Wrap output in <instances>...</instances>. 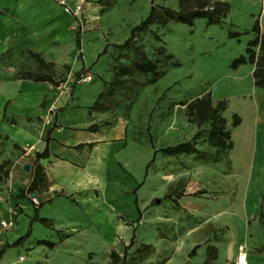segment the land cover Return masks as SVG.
Instances as JSON below:
<instances>
[{"label": "rangeland", "instance_id": "374dc122", "mask_svg": "<svg viewBox=\"0 0 264 264\" xmlns=\"http://www.w3.org/2000/svg\"><path fill=\"white\" fill-rule=\"evenodd\" d=\"M67 1L79 8V14L62 9L59 17L68 16L70 21L60 28L51 19L34 30H19L13 10L0 15V93L9 82L39 70L30 50L53 62L59 83L28 111L21 110L20 91H14L3 117L0 111V195L17 211L9 230L24 219L20 203L30 193L28 178L15 172H25L23 164L35 157L41 133L48 129L38 107L52 104L57 110L64 97L65 106L70 101L89 105L100 91H107L102 101L111 118L106 124L120 133V138L109 141L118 146L99 153L105 156L110 175L89 189L95 208L89 207L92 201L83 199L86 190L74 191L59 197L61 216L48 223L58 226V240L73 248L72 261L66 263L122 264L127 254L129 259L152 264H233L239 263V250L264 260V222L259 218L264 192V114L260 111L245 125L241 107L255 93L264 99V89L253 85L252 65L230 66L245 53L256 20L264 32V0H225L230 7L221 24L208 25L206 19H197L193 26L176 21L153 24L136 31L127 43L132 28L152 5L179 9L178 0ZM230 30L242 35L229 37ZM138 51L157 63L161 76L149 82L151 74L135 73L116 81L120 67L137 59ZM208 91L215 104L226 100L224 115L229 120L233 113L241 117L233 129L234 147L217 163L194 154L161 152L150 162L155 148L181 141H195L199 148L215 151L206 140L209 123L191 122L183 104ZM15 104L16 110L10 111ZM148 163L147 175L134 191ZM117 169L122 178L112 176ZM180 191L188 194L177 197ZM168 192L174 194L172 198L149 205L154 197ZM241 203L244 211L238 209ZM138 206L143 210L140 218ZM133 234L134 242L127 247Z\"/></svg>", "mask_w": 264, "mask_h": 264}, {"label": "crops", "instance_id": "0c3cea01", "mask_svg": "<svg viewBox=\"0 0 264 264\" xmlns=\"http://www.w3.org/2000/svg\"><path fill=\"white\" fill-rule=\"evenodd\" d=\"M62 9V6L53 0H0V15L9 14L8 11L13 10L15 21L18 22L16 28L19 30L22 27L34 30L35 27L41 26L51 19H54V23L60 28L70 21L68 16L59 17ZM52 86L53 84L48 81L36 82L24 78H17L9 82L6 85V90L0 93L2 117L8 110L11 94L14 91H20L17 103L22 106L21 110L28 111L30 106L40 105L43 102ZM65 102H67L66 97L61 101L60 108L57 110H54L52 104L47 107H38V114L45 117L49 114V110L53 109V115L46 123L48 129L45 134L41 133L40 146L37 151L42 152L47 148L48 153L40 158L35 155L31 161L25 162L24 164H28L30 168L29 170L23 168L25 172L22 175L15 172V176L28 178L26 187L30 191L29 199H23L20 203L26 214H22L24 219L18 228L7 230L2 225L3 220L12 218V209L10 202H6L0 195V247L6 243H14L28 233L20 245L5 249L0 258V264H67L72 261L73 248L58 240L56 230L59 228L58 226L54 228L52 225H48L50 219L61 216L57 201L62 195L86 190L83 199L93 202L94 196L89 189L97 182L103 183L110 175L105 156L99 153H104V151L109 153L111 148L118 146L109 142L110 139L120 138L117 129L114 130V126L106 124V120L111 117L104 110L94 109L93 103L80 105L70 101L65 106L63 105ZM16 106L17 104L12 109L10 108V111L16 110ZM91 125H96V130H91L89 128ZM49 129L51 132L47 140ZM78 145L81 146L77 147ZM202 167L210 170L206 165ZM113 175L119 178L123 176L119 169L114 170ZM144 178L145 172L143 181ZM116 180L118 179L116 178ZM137 189L135 188L134 191ZM31 196L38 198V205H33ZM95 204L97 203L93 202V206L89 205V207L95 208ZM136 204L138 205V198ZM138 208L140 207L138 206ZM36 215L46 219V222L36 219ZM56 223L65 222L58 221ZM40 239H46L54 244L53 246L39 244ZM249 258L252 264H264L262 257L250 256Z\"/></svg>", "mask_w": 264, "mask_h": 264}, {"label": "trees", "instance_id": "16d2710c", "mask_svg": "<svg viewBox=\"0 0 264 264\" xmlns=\"http://www.w3.org/2000/svg\"><path fill=\"white\" fill-rule=\"evenodd\" d=\"M178 2L179 9L152 5L149 14L138 25L132 28V35L125 41V43L129 42V40L135 35L136 31L148 30L153 24L166 25L170 21H176L188 26H193L197 19H206L208 25L221 24L227 10L230 7V2L225 0H178ZM251 30L255 34L247 41L245 53L235 57L232 60L230 66L231 68L236 69L244 64L252 65L253 85L264 89V32L261 29L259 20L254 22ZM247 32L248 31H245L244 33ZM241 35L242 32L240 31L230 30L228 32V36L232 38H239ZM77 43L78 45L81 44V39L79 36H77ZM124 44H121L120 46H123ZM138 53L139 55L137 59H135L131 64H123L120 67L118 71V79H116V81L121 80V76L135 73L151 74L152 77L150 78L149 82H155L161 76L162 72L158 69L157 63L154 60L148 58L144 51H138ZM29 54L39 63V70L36 72L29 71L19 78H28L36 82L48 81L53 85L58 86L59 83L56 81L52 71L54 64L52 62L46 61L39 52L29 51ZM167 57L171 58L172 54H168ZM114 86L115 82L110 86V89L113 90ZM106 93L107 91L99 92L98 96L93 102L92 107L94 109H106L105 104L102 101V99L106 96ZM183 104H185L187 116L191 122L197 123L198 125H201L203 122L209 123V127L206 130V140L210 146L216 148L215 151L213 153H209L208 151L199 148L195 141H181L176 144L155 148L150 162L155 159V156L158 152L169 156L194 154L196 156L203 157L206 162H219L223 158L222 154H227L234 147L233 129L241 123V117L237 113H233L231 120H229L228 117L224 115L227 105L226 100L220 99L215 104L210 91ZM96 127V125H91L89 128L91 130H96ZM50 132L51 129L48 130L47 140L49 139ZM79 146L81 145H78L77 147ZM47 153L48 150L45 148L44 151L37 152L36 157L40 158L46 156ZM148 167L149 163L146 165L145 176L147 175ZM142 183L143 180L139 183L136 189L141 186ZM184 194V191H180L176 193V196L182 197ZM173 195L174 194L171 192H168L162 197H155L151 200L150 205H156L165 199H170L173 197ZM135 201L137 203V198ZM138 212L140 218L142 210L138 208ZM35 218L39 219L41 222H46V219L39 218L38 215H36ZM259 218L262 220V222H264V192L261 197ZM27 234L28 233H26L14 243H6L5 245L1 246L0 258L7 247L20 245L27 237ZM133 239L134 234L131 238L130 244L127 247H130L133 244ZM38 243H44L49 246H53L54 244L53 242L46 239H40ZM190 254H195V247L192 249ZM122 264L152 263L144 262L142 260L129 259L127 254H124Z\"/></svg>", "mask_w": 264, "mask_h": 264}, {"label": "bare ground", "instance_id": "6f19581e", "mask_svg": "<svg viewBox=\"0 0 264 264\" xmlns=\"http://www.w3.org/2000/svg\"><path fill=\"white\" fill-rule=\"evenodd\" d=\"M241 107L245 109V120L243 124L247 125L248 122L251 123L252 120L256 119L260 115V111H262V115L264 114V99L260 94L255 93L254 96L251 95L249 101L246 104H242ZM260 107L262 109H260ZM236 157L238 160L240 159V156L238 154H236ZM238 209L239 211H244L245 206L241 203ZM239 233L240 232H238L237 235H239ZM236 259L239 263L242 264H252L250 258L248 257V254L244 250H239L237 252Z\"/></svg>", "mask_w": 264, "mask_h": 264}, {"label": "built area", "instance_id": "2783aa9c", "mask_svg": "<svg viewBox=\"0 0 264 264\" xmlns=\"http://www.w3.org/2000/svg\"><path fill=\"white\" fill-rule=\"evenodd\" d=\"M62 7L63 10L67 13L73 14V15H78L79 14V8L76 10L74 8H72L67 0H56ZM53 109L49 110V114L45 117V121L46 123L49 122L51 116L53 115ZM31 200L34 204L38 205L39 204V200L36 196H31ZM12 214V218L10 220H3L2 221V225L4 226L5 229H9L13 226V220L15 219V217L17 216V211L16 210H12L11 211ZM242 264V263H240Z\"/></svg>", "mask_w": 264, "mask_h": 264}, {"label": "water", "instance_id": "95a60500", "mask_svg": "<svg viewBox=\"0 0 264 264\" xmlns=\"http://www.w3.org/2000/svg\"><path fill=\"white\" fill-rule=\"evenodd\" d=\"M23 168H24L25 170H29L30 166H29L28 164H24Z\"/></svg>", "mask_w": 264, "mask_h": 264}]
</instances>
